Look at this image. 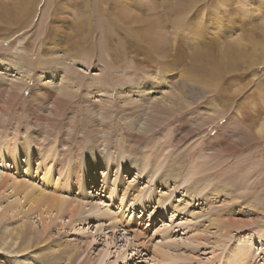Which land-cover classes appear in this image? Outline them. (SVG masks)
Instances as JSON below:
<instances>
[{
	"label": "rangeland",
	"instance_id": "obj_1",
	"mask_svg": "<svg viewBox=\"0 0 264 264\" xmlns=\"http://www.w3.org/2000/svg\"><path fill=\"white\" fill-rule=\"evenodd\" d=\"M102 111L114 139L93 143ZM263 124L264 0H0V235L38 236L0 264H46L29 254L57 242L76 252L59 264H238L246 243L264 264ZM39 189L75 209L46 213ZM231 191L245 224L222 236L208 219Z\"/></svg>",
	"mask_w": 264,
	"mask_h": 264
},
{
	"label": "bare ground",
	"instance_id": "obj_2",
	"mask_svg": "<svg viewBox=\"0 0 264 264\" xmlns=\"http://www.w3.org/2000/svg\"><path fill=\"white\" fill-rule=\"evenodd\" d=\"M104 28H102L101 27V30L99 29V31H102L103 32V34L102 35H105V36H107L106 35V33H107V31H106V33H105V30H103ZM109 29V28H108ZM113 34V33H112ZM122 42V41H121ZM73 56V55H72ZM2 68H4L3 66H2ZM166 68V67H165ZM157 69V68H156ZM157 70L156 71H153L152 73L153 74H155V77L157 76ZM160 72V71H159ZM164 73V72H163ZM153 74H151V73H149V77H150V79H153L154 78V75ZM201 78V77H200ZM199 79V78H198ZM136 88V87H135ZM190 88H194V85H191V87ZM133 89V88H132ZM138 89V88H137ZM150 90H155V88H154V85H150ZM165 94V93H164ZM163 96V95H162ZM168 96V94H165L164 96H163V98L164 99H166V97ZM153 100V99H152ZM150 102H151V99H150ZM155 102V101H154ZM141 103V102H140ZM149 103V102H148ZM171 103V102H170ZM146 104V103H145ZM152 104V103H151ZM155 104V103H154ZM163 105V104H162ZM157 106H159L158 104H157ZM161 106V105H160ZM141 107V106H140ZM148 108H150V107H148ZM150 109H152V108H150ZM147 110V109H146ZM103 113V111L101 112V118H98V120H97V125L99 126V128H93V126L92 127H89V128H87L86 129V131L88 132L87 133V139H89L91 142H93V143H100L102 140H113L114 139V133H112V130H114L115 128L113 127V122L111 121V120H108L107 121V118L106 117H104V115L102 114ZM133 116V115H132ZM129 119V120H128ZM139 121H140V119H139ZM139 121H138V118H131V116H128L127 117V119H126V121H125V123H124V125H122V131L125 133V135H123L122 136V139L123 140H130L131 138H128V136H131V132L129 131L130 129H134L135 128V126H136V124H138L139 123ZM96 123V122H95ZM258 132L260 133V134H264V124L263 125H261L260 127H259V129H258ZM43 138V140H44V142H46V140H47V136H43L42 137ZM77 139V138H76ZM50 140V139H49ZM39 142H42V139H40V141ZM57 142H58V146H57V149H58V151H59V153H62V149H63V147L65 146H68V143H66V142H64V141H62L61 139H59V138H57ZM36 144V143H35ZM43 144V143H42ZM60 148V149H59ZM158 148V147H157ZM5 149H6V147H5ZM162 148H160L159 150H161ZM6 153H8V152H6L5 150H2L1 152H0V157L2 156V155H4V154H6ZM116 154V153H115ZM116 156H113L112 157V159H110L111 160V162H113V160H115L116 158H115ZM115 158V159H114ZM98 161H100L101 162V160L99 159ZM99 162V163H100ZM102 164V163H101ZM113 164V163H112ZM89 165V164H88ZM194 168H197V166H195V164H193L192 165ZM88 167V166H87ZM197 170V169H196ZM48 172V171H47ZM46 172V173H47ZM174 173V172H173ZM195 173H197V172H195ZM175 175V174H174ZM203 177V176H202ZM98 177H95L94 178V180H96ZM15 183V182H14ZM20 183L21 182H17V183H15L16 185H14V184H12L11 186H13V189H15V188H18V189H22V191H25L27 188H28V186L29 185H26V184H24L23 183V185H20ZM5 184V181L3 180V176H2V179H1V185H4ZM208 184V183H207ZM58 187V186H57ZM229 188H231L230 186H229ZM66 190V189H65ZM214 190H215V192L216 193H218V192H221L222 191V189H216V188H214ZM26 193L29 195V197L30 196H32L33 195V193H34V187H31L30 189H28L27 191H26ZM26 193H25V196L23 195V197L25 198L27 195H26ZM226 193H223V195H225ZM104 195V194H103ZM216 195V194H215ZM221 195V194H220ZM39 196H40V198H39V207L40 208H42L44 211H46V213H50V214H55V215H57V214H59V213H61V211L62 212H64V210H68V211H70V213H72V211L75 209V205L74 206H71L72 204H70V205H68L67 206V208L68 209H63V210H61V208L63 207L62 205H65L66 206V204L69 202L70 203V201H68L66 204L64 203L63 204V202H65L66 201V199H65V201L63 200V196H61V195H57V196H52L53 197V199L50 197L49 198V193H47V192H44V191H42V190H40L39 189ZM51 196V195H50ZM236 196V197H235ZM64 197H66V196H64ZM115 198V197H114ZM135 198V197H134ZM134 198H132V199H134ZM226 198H227V200L225 201V202H223V204L224 205H228V208H229V206H233V208H230V211H227V212H225V213H223L222 211H217L216 213H215V215L213 216V217H210V219H208V221H209V223L210 224H214V223H216V226H215V228L218 230V232H219V234H221L222 236L223 235H229L232 231H235V230H237V229H241L242 228V226H244V224H245V222L244 221H242L241 219H238V218H233V215H232V213L234 212V211H236V209H235V198L236 199H238L239 198V196H237V193L235 194V193H233V191H231L230 193H228L227 194V196H226ZM110 199H112V197H110ZM123 199V198H122ZM156 199V198H155ZM208 199H211V197H207V199L206 200H208ZM234 201H233V200ZM113 200H116V199H113ZM162 200V199H161ZM18 201V200H17ZM26 201H28V200H26ZM30 201H31V199H30ZM51 201H53V202H51ZM74 201H76V200H74ZM203 201V200H202ZM122 202V201H121ZM150 201L148 200V203H149ZM158 202V201H157ZM160 202V201H159ZM158 202V203H159ZM185 202V201H184ZM242 202V201H241ZM80 203L81 204H83V205H81V206H84L86 203H84V201L82 202V201H80ZM123 203V202H122ZM125 203V202H124ZM132 203V202H131ZM135 203L136 202H133L132 203V207L134 208L135 207ZM151 203H152V201H151ZM161 203V202H160ZM186 203V202H185ZM185 203L183 204V205H176V206H172V214L171 215H173L175 212H177V213H179L177 210H181L182 208H185ZM248 203V206H245V204L244 203H242V204H240V206L242 207V205H243V209H244V207H250V209H251V207H258V206H256V204H255V202H253V203H250V202H247ZM150 205V204H149ZM152 205V204H151ZM80 206V204L78 205V207ZM147 206V205H146ZM153 206V205H152ZM235 206V207H234ZM65 208V207H64ZM157 208H159V207H157ZM156 208V210H155V208L153 209V211L156 213L157 212V209ZM119 209V208H118ZM190 209V208H189ZM238 209H239V207H238ZM171 210V209H170ZM239 210H241V208L239 209ZM247 210H248V208H247ZM246 210V211H247ZM67 211V212H68ZM77 211H79V210H77ZM133 211V210H132ZM67 212H64V213H67ZM110 212V211H109ZM69 212H68V214H70ZM121 213V212H120ZM154 213V214H155ZM176 213V214H177ZM241 213V212H240ZM76 214V213H75ZM118 214V213H117ZM116 214V215H117ZM237 214V213H236ZM118 215H120V214H118ZM216 215H218V216H216ZM149 216V215H148ZM242 216V215H241ZM244 216V215H243ZM246 216V215H245ZM72 217V216H71ZM119 217V216H118ZM55 218H57V216L55 217ZM104 218H109L111 221H113V223L115 222V217H113V214H105V216H104ZM112 218V219H111ZM119 218H121V217H119ZM42 220V227H41V231H39V244H42L43 242H46V241H49V239H50V230H48V228H49V225H45L44 223H45V220L44 219H41ZM125 220V219H124ZM55 220L53 219L51 222H54ZM119 221H120V219H119ZM128 221V220H127ZM130 221V220H129ZM124 222V221H123ZM126 222V221H125ZM112 223V222H111ZM122 223V222H121ZM252 223H256V222H253L252 221ZM51 224V223H50ZM115 224V226H117L116 224H118V223H114ZM128 224H129V222H128ZM138 224H140V223H138ZM125 225V224H124ZM143 225V224H142ZM120 226V225H119ZM197 226H198V224H197ZM264 226V225H263ZM262 226V227H263ZM125 228H130V226H128V225H126L125 226ZM132 229V228H131ZM135 230V229H134ZM264 230V229H263ZM13 232V229H9V230H7V231H5V232H2L1 233V235H0V248H1V245L3 244L4 246H6L5 248H3V249H5V250H7V251H9V253L10 254H14V256H17L18 255V253H20V252H24L25 250H27L30 246H31V242H34L35 244L38 242V238H36V237H38V236H36V237H34V236H32L31 234H29V231L28 230H25L22 234H20L19 232H13V234L14 235H11V237H9L8 238V236L10 235V232ZM262 231V230H261ZM133 232H135L136 234H141V233H139V232H137V231H133ZM263 233V232H262ZM12 234V233H11ZM261 234V233H260ZM20 237H22L23 238V241H22V243H20L19 245H18V247H17V243H16V240L19 238L20 239ZM138 238V237H137ZM198 238H202V236H199ZM16 239V240H15ZM257 240V239H256ZM55 242H57V241H55ZM15 243H16V247L14 248V246H15ZM50 243V242H49ZM47 244V243H46ZM57 244H59L58 242H57ZM57 244H53L52 246L53 247H47V251L46 250H44V249H46V248H43V247H46L45 245H43L42 247H39L40 249H39V254L37 253V252H31V254H29V255H32V256H39V260L41 259L42 260V258H43V260L45 259V257H47V255L46 256H43L42 257V254H43V252H45L46 254H48L49 256L47 257V259H45L46 260V264H49V262L50 263H52V264H59L60 262V259H61V262H63L64 261V259H63V261H62V258H66L67 259V261L68 260H70L71 261V258L72 257H74V254H76V252H73V247H70V248H65L67 245H65V246H63L62 248L61 247H58L57 246ZM138 245H141V246H146L145 244H146V242L143 240H141L140 242H138L137 243ZM249 244V243H248ZM247 243L245 244L246 246L245 247H241L240 249H239V251L238 252H236V253H240V255H241V258H240V260H238V259H236L235 261H240V263H242V264H254L251 260V253L248 251L249 250V248H250V246H252L251 245V243H250V246L248 245ZM2 245V246H3ZM62 246V245H61ZM235 247V246H234ZM36 248H34V251H36L35 250ZM44 250V251H43ZM157 250H158V252H157ZM31 251V250H30ZM229 251V250H228ZM236 251V250H235ZM264 251V250H263ZM78 252V251H77ZM154 252H156V253H154L156 256H159V254H162V257H163V255H165L167 252L163 249V248H157V249H155L154 248ZM30 253V252H29ZM251 255V256H250ZM35 257V258H36ZM165 257V256H164ZM170 257H172V258H175V259H181L183 256L181 255V254H175V255H170ZM33 258V257H32ZM224 258V257H223ZM248 258H250V260L248 259ZM23 259L24 260H26L27 259V257L26 256H23L22 257V259L21 260H17V258H15V260H17L18 261V264H20V262L19 261H23ZM37 259V258H36ZM222 259V258H221ZM33 260H34V258H33ZM16 261V262H17ZM35 261V260H34ZM37 261V260H36ZM250 261H251V263H250ZM39 262H41V261H39ZM23 263V262H22ZM37 263H38V261H37ZM42 264H43V262H41ZM41 263H39V264H41ZM239 262H238V264H240ZM82 264H85V262H83ZM191 264V263H190ZM210 264V263H209Z\"/></svg>",
	"mask_w": 264,
	"mask_h": 264
}]
</instances>
